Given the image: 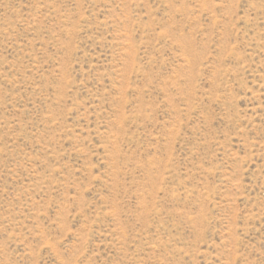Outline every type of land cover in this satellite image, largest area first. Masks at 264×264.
Here are the masks:
<instances>
[{
	"label": "rangeland",
	"instance_id": "1",
	"mask_svg": "<svg viewBox=\"0 0 264 264\" xmlns=\"http://www.w3.org/2000/svg\"><path fill=\"white\" fill-rule=\"evenodd\" d=\"M0 264H264V0H0Z\"/></svg>",
	"mask_w": 264,
	"mask_h": 264
}]
</instances>
